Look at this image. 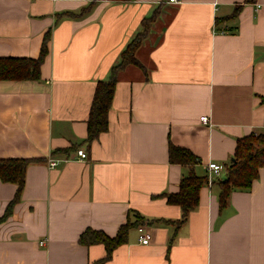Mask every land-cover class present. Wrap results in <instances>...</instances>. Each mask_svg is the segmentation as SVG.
<instances>
[{
  "label": "crops",
  "instance_id": "obj_1",
  "mask_svg": "<svg viewBox=\"0 0 264 264\" xmlns=\"http://www.w3.org/2000/svg\"><path fill=\"white\" fill-rule=\"evenodd\" d=\"M92 1L0 0V57L37 58L51 34L39 79L0 80V159H33L0 220V264H264V167L225 206L218 184L238 138L264 133V0H95L60 15ZM149 17L142 66L119 71L108 129L88 141L98 81ZM171 144L207 179L210 162L224 166L186 218L166 196L190 171L171 161ZM17 191L0 176V218ZM128 221L140 224L106 261L103 243L80 241L87 229L115 237Z\"/></svg>",
  "mask_w": 264,
  "mask_h": 264
},
{
  "label": "trees",
  "instance_id": "obj_2",
  "mask_svg": "<svg viewBox=\"0 0 264 264\" xmlns=\"http://www.w3.org/2000/svg\"><path fill=\"white\" fill-rule=\"evenodd\" d=\"M246 3H253L256 0H245ZM95 0L79 14L66 11L61 13V17H77L86 13ZM242 4H238L233 14L226 18L238 16L242 9ZM153 17L143 20L142 29L128 43L122 51L120 60L111 70L110 77L107 80L98 81L92 102L90 118L88 120V141L97 138L102 132L108 129L109 111L111 109L114 93L116 90L119 71L128 64L141 65L136 53L146 38L150 22ZM50 31L44 36L41 53L37 58L31 57H0V80H37L40 78V67L48 54V42L50 41ZM142 66V65H141ZM170 159L173 162L181 163L190 167L187 175L183 176L179 191L167 194V200L171 204L179 205L183 212V218H186L191 211L195 210L200 201V189L208 180L206 176H201L195 172L193 166L198 164L199 159L189 149L170 145ZM234 160L227 166L225 177H220L218 184L220 186L221 206H225L234 190H250L253 182L259 177L260 168L264 167V133H251L238 138L234 154ZM33 162L31 158H2L0 159V176L4 182L18 184V191L15 198L9 203L5 214L0 218H5L17 202L25 185L26 171L28 165ZM135 224H140L135 222ZM131 221L124 224L115 237H109L102 231L87 229L82 235L80 241L83 244L90 245L94 243H103L106 246L107 254L101 259V262L111 258L113 250L118 245L125 242L128 231L135 225Z\"/></svg>",
  "mask_w": 264,
  "mask_h": 264
},
{
  "label": "built area",
  "instance_id": "obj_3",
  "mask_svg": "<svg viewBox=\"0 0 264 264\" xmlns=\"http://www.w3.org/2000/svg\"><path fill=\"white\" fill-rule=\"evenodd\" d=\"M171 1H176V0H171ZM201 120L204 123H208L209 117L207 115L202 116ZM76 153L79 156V158L82 160L86 159L88 156V153L82 148H78ZM48 163L50 167H55L56 165H58V161L54 158L49 159ZM223 169L224 166L222 164L216 162H210L208 164V170H209L208 183L211 184L213 182V179L216 178V175H221ZM138 229L141 233L139 237L140 242L143 244H149L152 238V234L148 231V229L144 225H140ZM44 242H45L44 240L41 241L42 244H44Z\"/></svg>",
  "mask_w": 264,
  "mask_h": 264
}]
</instances>
